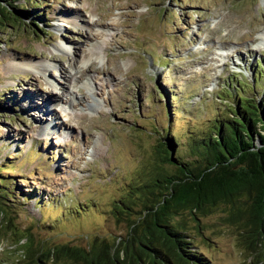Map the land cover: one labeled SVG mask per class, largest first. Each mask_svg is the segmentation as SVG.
<instances>
[{
  "label": "rangeland",
  "instance_id": "374dc122",
  "mask_svg": "<svg viewBox=\"0 0 264 264\" xmlns=\"http://www.w3.org/2000/svg\"><path fill=\"white\" fill-rule=\"evenodd\" d=\"M33 5L44 16L37 30L1 19L0 99L16 112H0V160L12 155L18 168L6 172L24 192L33 187L46 199L57 197L64 209L87 205L92 215L62 218L59 207L43 218L31 206L27 214L7 210L0 215V264H21L29 236L47 248L115 239L124 226L111 208L129 180L161 164L165 133L203 128L224 108V85L243 77L254 84L260 66L253 64L264 66V38L254 50V34L264 29V0L14 4ZM163 93L174 101L172 111ZM201 226L206 229L193 235L207 264H261L245 249L246 234L221 223L220 211Z\"/></svg>",
  "mask_w": 264,
  "mask_h": 264
},
{
  "label": "trees",
  "instance_id": "16d2710c",
  "mask_svg": "<svg viewBox=\"0 0 264 264\" xmlns=\"http://www.w3.org/2000/svg\"><path fill=\"white\" fill-rule=\"evenodd\" d=\"M16 1L0 0V26L2 19L37 30V24L44 21L40 6L17 9ZM255 67L260 73L254 72V84L243 77L242 82L224 85L220 92L227 99L222 100L224 108L214 110L203 128L187 126L182 133L174 128L165 133L158 145L161 164L147 177L129 180L127 190L111 208L116 222L124 226L121 234L112 241L93 238L84 247L51 248L34 245L29 236L28 243L21 245V264H207L193 233L201 234L206 229L201 220L216 211L221 212L226 228L246 234L245 249L264 263L263 62ZM163 95L169 108H174V101ZM12 104L0 99V112H16ZM11 156L7 153L0 160V214L7 210L25 213L31 206L40 218L58 207L62 218L92 215L87 205L69 204L64 209L57 197L46 199L45 193L33 187L24 192L16 176L6 172L18 168Z\"/></svg>",
  "mask_w": 264,
  "mask_h": 264
},
{
  "label": "bare ground",
  "instance_id": "6f19581e",
  "mask_svg": "<svg viewBox=\"0 0 264 264\" xmlns=\"http://www.w3.org/2000/svg\"><path fill=\"white\" fill-rule=\"evenodd\" d=\"M262 31H263V33H262ZM254 42H255V44H256V47L254 48V50H257L258 49V47L259 46H257L258 45V42L260 43L261 41H262V39L264 38V29L263 30H261L260 32H256L255 34H254ZM62 50H64V51H67V52H69L68 50H65V47L64 46H61L60 47ZM259 50V49H258ZM68 74V73H67ZM80 74H82V73H80ZM41 75H44L43 73L41 74ZM71 76H70V79L69 80H71V79H73L74 80V76H76V74L75 75H73L72 73L70 74ZM65 76V75H64ZM59 78H61V76L59 75ZM72 80V81H73ZM87 87L89 88L88 90H87V92H88V95H89V97H91V95H92V90L90 89V87H89V85H87ZM91 90V91H90ZM72 96V98L74 99V102L76 103V105L78 106L80 103H81V100L79 99H77V97L76 96H74L73 94L71 95ZM76 125V124H75Z\"/></svg>",
  "mask_w": 264,
  "mask_h": 264
},
{
  "label": "water",
  "instance_id": "95a60500",
  "mask_svg": "<svg viewBox=\"0 0 264 264\" xmlns=\"http://www.w3.org/2000/svg\"><path fill=\"white\" fill-rule=\"evenodd\" d=\"M0 215H2V214H0Z\"/></svg>",
  "mask_w": 264,
  "mask_h": 264
}]
</instances>
